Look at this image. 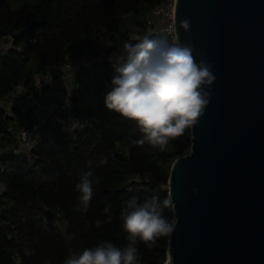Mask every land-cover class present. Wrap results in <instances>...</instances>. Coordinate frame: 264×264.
<instances>
[{
    "label": "trees",
    "instance_id": "obj_1",
    "mask_svg": "<svg viewBox=\"0 0 264 264\" xmlns=\"http://www.w3.org/2000/svg\"><path fill=\"white\" fill-rule=\"evenodd\" d=\"M161 1L24 0L13 7L9 0H0V34L18 33L14 43L22 46L21 51L0 52V97L17 84L33 91L39 71L58 77L62 64L75 58L99 26L116 33L122 46L132 43L122 16L131 13L134 25L143 26L149 8ZM39 19L44 21L41 27L32 23ZM114 75V68L106 62L93 68L78 67L74 75L78 89L70 104L81 127L69 129L61 119L47 116L30 155L5 152L0 173L5 185L0 196V264H17L16 253L22 264H64L70 256L104 241L123 248L128 243L122 228L127 202L133 196L138 203L158 196L162 204L168 197L170 165L188 152L190 127L163 149L138 144L143 134L136 123L104 104ZM11 120L0 107L3 146L9 142L6 127L12 125ZM101 159L107 162L101 164ZM88 171L99 183L93 184L85 211L75 186ZM106 206L113 217L110 223L103 213ZM47 210L60 215L63 227L57 222L47 226ZM164 215L173 223L172 207L164 208ZM96 220L101 221L99 227ZM168 239L169 235L159 237L151 247L138 242L140 264H163Z\"/></svg>",
    "mask_w": 264,
    "mask_h": 264
},
{
    "label": "water",
    "instance_id": "obj_2",
    "mask_svg": "<svg viewBox=\"0 0 264 264\" xmlns=\"http://www.w3.org/2000/svg\"><path fill=\"white\" fill-rule=\"evenodd\" d=\"M174 11L176 41L193 45L215 80L188 152L170 165L167 260L264 264V0H175Z\"/></svg>",
    "mask_w": 264,
    "mask_h": 264
},
{
    "label": "clouds",
    "instance_id": "obj_3",
    "mask_svg": "<svg viewBox=\"0 0 264 264\" xmlns=\"http://www.w3.org/2000/svg\"><path fill=\"white\" fill-rule=\"evenodd\" d=\"M132 14L122 16L130 29H135ZM188 29V21L181 23ZM191 44L170 41L167 36L145 33L136 43H125L123 53H114L109 62L114 68L104 104L110 111L125 120L134 121L143 134L137 143H148L163 149L171 139L183 134L200 116L211 99L210 89L215 76L211 64L203 58L199 61ZM202 56V54H201ZM75 127L78 121H72ZM101 159L100 163H106ZM89 167L91 162H88ZM99 183L92 172H86L75 190L83 210H87L93 194V184ZM174 207L171 197L159 203L158 196L138 203L133 196L127 202L122 228L127 233V245L123 248L104 241L94 248H87L70 256L64 264H139L137 243L151 247L157 238L169 235L174 224L165 218L164 208ZM103 213L107 222L112 221L110 207ZM97 227L101 225L96 220Z\"/></svg>",
    "mask_w": 264,
    "mask_h": 264
},
{
    "label": "built area",
    "instance_id": "obj_4",
    "mask_svg": "<svg viewBox=\"0 0 264 264\" xmlns=\"http://www.w3.org/2000/svg\"><path fill=\"white\" fill-rule=\"evenodd\" d=\"M174 3L175 0H162L151 6L146 14L145 24L135 26L134 30H129V41L136 43L147 32L165 35L170 41H176ZM17 34L16 32L0 34L1 53H6L13 48L17 51L22 50L21 45L14 43ZM123 48L124 46L121 45L120 38L116 33H108L105 28L99 26L75 58H68L62 64L61 74L58 77H54L48 71H39L34 76L33 91L27 92L22 84H17L10 93L0 97V102L4 101L5 103L3 110L7 116H13L15 110L20 112L17 126L12 124L6 127L9 142H6L5 145L8 147L0 144V173L4 170L3 157L5 152L30 155L39 143V131L47 116H53L57 119L63 117V123L69 129L81 127L79 122L73 127L72 121L78 120L69 108L70 100L72 96L76 95L78 89V84L74 78L76 69L80 66L93 68L94 63L99 64L101 62L112 65L109 62V57L114 53H123ZM27 109L32 111L33 118L26 115ZM2 185L3 183H0V196L5 190ZM1 211L0 208V213ZM54 219L55 222L61 221L58 213L55 214ZM20 259V255L16 253L14 261L17 264H22ZM163 264H168L167 253Z\"/></svg>",
    "mask_w": 264,
    "mask_h": 264
},
{
    "label": "crops",
    "instance_id": "obj_5",
    "mask_svg": "<svg viewBox=\"0 0 264 264\" xmlns=\"http://www.w3.org/2000/svg\"><path fill=\"white\" fill-rule=\"evenodd\" d=\"M46 101V100H45ZM4 101H1L0 102V107L3 109V106H4ZM18 114H20V112L19 111H17V110H15V113H14V115L13 116H10L11 118H12V120H11V124H13V125H15V126H17V123H18ZM26 115L28 116V117H30V118H33L34 117V115L32 114V111L30 110V109H27L26 110ZM6 148L8 147V145H4Z\"/></svg>",
    "mask_w": 264,
    "mask_h": 264
},
{
    "label": "rangeland",
    "instance_id": "obj_6",
    "mask_svg": "<svg viewBox=\"0 0 264 264\" xmlns=\"http://www.w3.org/2000/svg\"><path fill=\"white\" fill-rule=\"evenodd\" d=\"M24 0H9V2H10V4H11V6H13V7H16V6H18L21 2H23ZM70 110H71V104H70ZM61 121L62 122H64V118L63 117H61ZM139 178H137V180H138ZM0 183H3L2 181H0ZM4 188H5V186H4V183H3V185H2ZM2 200L3 201H7V198L6 197H2ZM57 225L58 226H60V227H63V222H57Z\"/></svg>",
    "mask_w": 264,
    "mask_h": 264
},
{
    "label": "bare ground",
    "instance_id": "obj_7",
    "mask_svg": "<svg viewBox=\"0 0 264 264\" xmlns=\"http://www.w3.org/2000/svg\"><path fill=\"white\" fill-rule=\"evenodd\" d=\"M168 264H171V260L168 261Z\"/></svg>",
    "mask_w": 264,
    "mask_h": 264
}]
</instances>
